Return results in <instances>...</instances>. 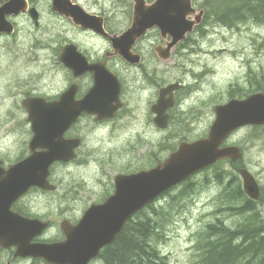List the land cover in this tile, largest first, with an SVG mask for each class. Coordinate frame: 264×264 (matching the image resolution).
Returning a JSON list of instances; mask_svg holds the SVG:
<instances>
[{"label":"rangeland","instance_id":"374dc122","mask_svg":"<svg viewBox=\"0 0 264 264\" xmlns=\"http://www.w3.org/2000/svg\"><path fill=\"white\" fill-rule=\"evenodd\" d=\"M203 1L193 0L196 9L199 10ZM203 25L202 35L197 32L187 40L181 62L177 64L174 61L173 82L191 85L194 91L180 98L172 111L170 126L165 131L153 126L147 108L148 100L137 91L136 85L131 88L138 106L134 117L126 115L103 127L94 126L89 118L88 121L82 118L76 128L77 133L83 136L79 149L81 163L54 167L53 181L58 185L57 191L33 193L20 203L29 214L53 222L42 238L62 239L59 227L62 220L76 223L92 203L103 199L114 186L113 176L121 162L124 169L130 167L127 172L155 166L168 157L182 138L191 142L206 136L214 120V106L229 99L232 85L259 86V82L254 80L247 84V76L259 74L264 66V50H261L264 46V25L245 22L224 27L212 20ZM226 144H236L242 149L243 168L252 174L261 194H264V135L261 131L243 127L234 132ZM16 145L15 139L11 138L0 144V148L3 154L15 160L19 155L16 154ZM92 162L95 164L92 165ZM216 174L220 180H215ZM231 174L239 177L238 171L229 163L218 164L170 193L180 199L181 206L166 226L165 239L158 243V249L167 259L166 264H193L200 254L194 248L197 234L205 231L207 225L216 223L217 219L223 224L247 219L240 215L229 218L228 211L222 212L215 207L216 199ZM110 178L111 184L107 185ZM239 180L242 183L240 177ZM184 187L191 188L189 195L179 194ZM166 200L170 202V197ZM166 200L161 204H166ZM27 203L31 204L29 208ZM257 206L258 214L264 221V202ZM8 260L11 264L31 263L27 259H14L11 253L3 251L0 264H6ZM90 264L103 262L97 259Z\"/></svg>","mask_w":264,"mask_h":264},{"label":"water","instance_id":"95a60500","mask_svg":"<svg viewBox=\"0 0 264 264\" xmlns=\"http://www.w3.org/2000/svg\"><path fill=\"white\" fill-rule=\"evenodd\" d=\"M133 2L130 28L121 36L110 39L115 54L132 64L136 63L131 57V49L148 30L157 27L163 38H171L166 47L169 52L201 24L204 16V10L196 11L192 0H155L151 5H146L144 0ZM156 50L160 57L169 58V53L165 55L159 48ZM72 54L64 63L75 77L87 71L93 73L95 81L93 91L88 94V104L87 97H83L72 109L73 114H61L60 128L55 129L50 136L46 135L45 126L39 123L38 118L31 116L35 137L30 149L39 147L45 151L40 154L34 152L7 171L0 169V245L4 248L15 247L16 257L39 258L50 264H88L114 240L129 218L160 194L219 160L236 162L241 156L238 148H221L223 141L233 131L244 126L264 125L262 93L215 106V119L205 138L193 143L182 142L168 159L154 169L131 176H118L115 179V192L104 204L88 209L76 226L67 222L61 224L64 241L31 244L48 224L20 217L10 211L11 205L32 186L53 189L46 179L49 165L56 160L69 161L72 159V150L78 146V141L67 145L61 139L66 125L85 112L95 115L96 121H100L112 117L117 110L119 85L115 76L105 69L97 71L95 66H88L83 57L74 52ZM179 88L178 84H173L161 90L160 97L152 105L153 123L157 128L166 129V112L173 105V92ZM56 133L60 141L52 140ZM239 173L245 194L257 200L259 188L256 181L244 169Z\"/></svg>","mask_w":264,"mask_h":264},{"label":"flooded vegetation","instance_id":"af4514ba","mask_svg":"<svg viewBox=\"0 0 264 264\" xmlns=\"http://www.w3.org/2000/svg\"><path fill=\"white\" fill-rule=\"evenodd\" d=\"M132 8V0H0V144L14 138L16 154H19L11 160L0 148V167L6 168L29 155V143L34 137L31 116L38 118L45 126L46 135L50 136L55 129L59 130L61 114L71 112L83 97H87L88 104V94L93 91L95 81L93 73L73 75L64 63L73 52L97 71H110L119 85L118 109L113 119L96 121L88 113L82 118L91 119L96 127H103L126 115L134 117L138 108L137 97L131 90L134 85L147 98L150 112L160 90L174 83V60L180 52L183 54L187 44H179L170 52V58L162 59L156 48L161 47L165 55L168 54L165 47L171 38L164 39L160 30L153 27L131 49L136 64L126 62L115 54L110 39L121 36L129 28ZM175 82L182 87L174 93L175 105L168 111L169 126L180 98L193 90L181 81ZM79 122L64 132L65 140L78 137L83 140L76 131ZM52 140L60 141L59 134L56 133ZM79 156L78 151L74 162L54 163L50 167L49 181L58 188L53 181L54 167L81 163ZM129 169H124L121 162L113 180L118 174L133 173L127 172ZM110 184L111 178L107 185ZM113 192L114 186L96 204ZM33 193L38 195L45 191L33 188L21 201ZM18 204L14 205L15 211L29 215L27 217H40L29 214ZM30 206L27 203V207Z\"/></svg>","mask_w":264,"mask_h":264},{"label":"trees","instance_id":"16d2710c","mask_svg":"<svg viewBox=\"0 0 264 264\" xmlns=\"http://www.w3.org/2000/svg\"><path fill=\"white\" fill-rule=\"evenodd\" d=\"M201 4L206 10L204 23L214 20L225 27L247 20L264 23V0H204ZM251 80L259 81L258 91L264 92V70L259 75L250 76ZM253 130L264 133L263 127ZM240 163L230 164L236 169ZM231 187L232 192L229 193L228 188ZM263 199L264 194H261L259 201ZM216 202L215 207L222 208L223 205L225 209L222 212L228 211L229 218L240 215L249 219L230 224L217 219L216 223L207 225L205 231L197 234L195 248L200 254L194 264H264V223L256 212V202L246 199L241 191L237 174L230 175L228 185ZM178 206L179 200L173 197L162 206L149 205L141 210L102 249L99 259L103 264H166L167 259L159 251L158 243L165 239L166 226L178 211Z\"/></svg>","mask_w":264,"mask_h":264},{"label":"bare ground","instance_id":"6f19581e","mask_svg":"<svg viewBox=\"0 0 264 264\" xmlns=\"http://www.w3.org/2000/svg\"><path fill=\"white\" fill-rule=\"evenodd\" d=\"M210 17H211V16H210ZM252 20H253V19H252ZM212 21L215 23L214 20H212ZM247 21H248V20H247ZM245 22H246V21H245ZM217 23H218V22H217ZM218 25H219V24H218ZM221 26H222V25H221ZM224 27H225V26H224ZM260 51H261V50H260ZM1 97L3 98V95H1ZM230 195H231V194H230ZM187 199H188V198H187ZM216 200H218V199H216ZM231 202H232V201H231ZM220 203H222V202L219 201V204H220ZM222 204H223V203H222ZM222 204H221V205H222ZM224 204H225V203H224ZM216 205H217V203H216ZM180 206H181V205H180ZM223 208L225 209V207H224L223 205H222V208H221V207H218V209L221 210V211L223 210ZM232 214H233V213H232ZM150 217H151V216H150ZM233 217H234V216H233ZM165 262H166V261H165Z\"/></svg>","mask_w":264,"mask_h":264}]
</instances>
